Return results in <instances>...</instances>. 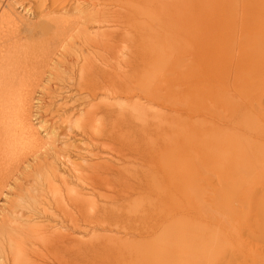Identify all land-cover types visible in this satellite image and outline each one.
<instances>
[{
  "label": "bare ground",
  "instance_id": "bare-ground-1",
  "mask_svg": "<svg viewBox=\"0 0 264 264\" xmlns=\"http://www.w3.org/2000/svg\"><path fill=\"white\" fill-rule=\"evenodd\" d=\"M6 2L0 0V193L1 178L17 173L15 161L23 148L33 156L44 149L32 121L33 93L62 47L61 37L75 30L83 51L78 60L84 64L78 73L70 71L72 86L65 92L76 89L87 101L100 102L63 124L96 150L102 144L126 149L119 157L105 156L106 164L86 168L60 160L67 169L61 174L52 167L39 190L60 194V204L66 192V201L90 231L122 229L124 237L134 238L133 246L127 238L118 244L63 247L68 257L58 252L57 264H81V259L85 264H199L193 255L209 254L222 240L213 226L226 236L236 229L228 230L239 218L244 193L264 207V0H22L19 9L36 16L34 24ZM67 5L76 6L79 17L70 19L72 8L61 9ZM82 42L95 54L89 55ZM120 48L126 52L116 51ZM103 51L112 58L98 57L96 52ZM90 157L101 158L99 152ZM121 164L138 168L128 175ZM260 174L261 181L249 178ZM73 184L88 187L91 194L73 191ZM105 188L103 197L99 191ZM144 188L146 193L136 192ZM99 197L112 204L126 199L131 203L124 211L133 216H108ZM33 228L24 231L37 234ZM75 230L87 232L77 224ZM54 237L72 239L62 232ZM11 239L12 264H21L24 248L18 238ZM227 261L228 255L219 264Z\"/></svg>",
  "mask_w": 264,
  "mask_h": 264
},
{
  "label": "rangeland",
  "instance_id": "rangeland-1",
  "mask_svg": "<svg viewBox=\"0 0 264 264\" xmlns=\"http://www.w3.org/2000/svg\"><path fill=\"white\" fill-rule=\"evenodd\" d=\"M7 1H9V2H6L5 5H7V3H11V4L13 3V6L18 9L19 14L25 18V21H27L31 24H34L37 21L36 16H29L28 13L25 12V10L22 11L19 9L18 3H20L22 0H17V1L16 0H7ZM85 6H84V8H87ZM75 7L76 6H73V5H72V7L70 5L69 6L67 5V7L61 8V9H63L64 12L65 11L68 12L67 9L72 8L71 9L72 12L70 11L69 12L70 15H68V16L70 17V19H74L76 17H79V14L73 11L74 10L73 8H75ZM63 11H61V13H63ZM103 30L107 31L106 28ZM77 31L78 30H75L73 33L68 35L69 37L68 36H65V38L61 37L62 41L59 39L60 40L59 42L61 43L62 47H60V45H59L58 47H60V48L56 52L55 56L51 57L52 59H54V61L51 62L52 68L49 67L48 72H46L45 80L42 83V86L38 90H36V92L33 93V95H34V103L33 104L34 105H33V112H32L33 113V115H32L33 120L32 121L36 125L37 129L40 130L39 132L41 134V138L44 139L43 140L44 141L43 143L45 145L43 147L44 149L34 153L37 155L33 156L32 150H30L28 147H25V149L23 148V150L20 152L23 155L17 156V157H19L20 160L18 159L19 161L18 160L15 161L16 162L15 164L20 165V166H18L17 173L14 176L11 175V176L1 178L3 180V181L2 180L1 181L3 184H5V187L2 189V191L0 193V233L1 232L3 233V234H0V244L3 243L1 247L4 250V252L2 249L0 251V253L2 252L0 254V258H1V256L3 258V260L0 259V261H2V262H0V264H12V260L14 259V256L12 254H10L14 250V245H13V247L11 246L12 242L14 244V240L11 239V236H13V238H15V239L18 238V240L21 242L22 247L24 248V254L22 255L24 258L21 256L20 263H21L22 259L25 260L29 256L28 257L29 259H27L26 262H24V260H23L24 264L25 263L32 264L33 263L32 261H34V264H38L39 261H40V264H52V262H53V264H57V262L53 259V257L55 256V258H56V254L58 252H59L58 254L61 257H63L65 260L66 256L68 257V254L66 252L67 249L68 250H71L73 248L76 249L77 247H84L85 245H93L95 247H96V245H99V246L102 245L103 246V244H105L109 241H112L113 244H118L119 241H126L127 238H130L127 240L129 246H133V244H134V238L124 237L123 230L119 229V228L117 229V228L113 227L110 230L109 229L103 230L101 228H98L95 232L90 231L91 229L88 228L87 226H85L84 225L85 222L83 220H81V216H80L81 214H79L76 211V209L73 205L70 206V203L66 201L67 197H68L66 192H63L64 194L61 193V194H63L64 201L62 204H60L59 203V200H60L59 195L60 194L57 195V194L49 192L48 190L47 191L39 190L41 185L44 184L43 182H44L47 174L49 173L48 171H52V169L54 167H57V168H59L60 173L63 174V171H65L67 169V166H63V163H61V161L69 160L72 164H75V165H80V164L82 165L83 164L82 166L80 165V167L86 168V166L94 165L95 162H96V164L97 163L106 164L107 163L106 160H108L107 159L108 157H110L111 155L114 156V158L119 157L126 150V149L118 147L117 145H114V144H112L111 146H114L115 150H111V147H108V146L106 148L105 144H102V146L99 147V150H96L94 148L93 144L89 140H86L85 137L83 138V136L81 134H79L77 132V130L74 131L75 129H73L72 127L68 128L67 123L66 124L64 123L65 125L63 124V122L67 118L68 119L70 118L68 116L72 117V114H76L77 117H75L76 118L75 120H77V118L79 117L78 115H84V113H85V112H83L84 110L87 111L86 109H88V107L90 108L92 106H95V103L98 104V102H100V100L87 101L84 98V96H80L79 93L76 92V89H72L73 91H71L70 94H69V92H67V93L65 92L67 87L72 86V82L70 83L69 80H67V77L70 76L72 74V72H74V71H75V73H78L80 67L84 64L83 61L78 60L81 57V55H83V51L79 47L78 41L75 40L76 34H74V33H77ZM89 33L91 34L90 31H89ZM82 45H83V47L85 46L84 49H86V51L88 52L89 55L95 54V51H94V53H92V49L89 48V46L86 43L82 42ZM78 47L81 49V51H79L80 49ZM116 51L126 52L125 50H123V48L117 49ZM63 52H64V54H63ZM99 52H96L98 57H99V54L107 53V54L103 55L104 58L105 59H111L112 58L109 51H106V52L103 51L104 53L103 52L99 53ZM55 60H57L60 63H58ZM61 60L63 61V64H62ZM76 60H78L79 62ZM75 61H76V63L77 62L78 63L76 64ZM70 62H71V64H70ZM53 65H54V67H53ZM50 68L54 71V73H53V71H51ZM62 70H63V72H62ZM70 71H72V72H70ZM53 74H55L57 76L53 77L54 76ZM63 74L65 77L63 76ZM65 80H67L68 82ZM45 105H46V107H45ZM42 112H43V114H42ZM73 122H76V121H73ZM69 129H71V130L69 131ZM54 130H56L55 131L56 134H54L55 133ZM57 130H58V133H57ZM68 131L71 134H68ZM54 138L56 141L55 143H54ZM105 143H107V142L105 141ZM101 148H103V149H101ZM28 149H29V151H27ZM41 151H43V153L46 154V156L44 158H46L47 163H46L45 159L41 156V154H42ZM33 152H34V150H33ZM97 152L100 153L101 158H100V160H94L93 161V158L90 156L94 153H97ZM29 154L30 155L32 154L31 155L32 157H30ZM102 154H104V155H102ZM105 156H108V157H105ZM35 157H36V159H34ZM42 158H43V160H42ZM103 159H105V160H103ZM87 163H88V165H87ZM15 164H13V166H16ZM39 164L40 165L43 164V165L40 166ZM31 165H33V166H31ZM46 166H47V170L45 169ZM41 167H43V168H41ZM119 167L121 169L129 170V173H128V175H129L132 173V171L135 170V168L136 169L138 168V165L135 167L134 164L133 165L121 164V165H119ZM38 168H41V169L38 170ZM41 170L43 173L41 172ZM70 171L71 170L68 171L69 174H71ZM31 174L32 175L35 174V175L32 176ZM69 174H68V176H69ZM66 175L67 174H65V176ZM261 176H262V174L251 175V177H249V178H253L254 180H260L261 181V178H262ZM36 177H37L38 181L39 180L42 181V182H40L41 184L38 183ZM69 177H67V178L69 179ZM70 179L73 182L75 181L72 179V177ZM37 186H38V188H37ZM72 187H73V191H76V192L81 191L84 194H87V193L91 194V191L86 186L81 187V186H77L76 184H73ZM82 189H84V190H82ZM107 190H108L107 188L101 189L99 191V193H101V195L104 197L105 194H108V192H106ZM85 191H86V193H85ZM136 192L146 193V189L145 188L139 189ZM37 193H38V195H37ZM89 194H88V196L92 198V196ZM146 195L151 196L150 194L149 195L146 194ZM35 196H36V198H35ZM44 196H45V199H44ZM95 196L98 197L97 195H94L93 198H95V199H96ZM99 198L101 201L100 200H98V201L100 204L105 206L106 212L108 213V216L111 217L112 215L119 214V213H122L120 216H123V217L133 216V215L128 214L127 212L124 211V207H126L127 205H129L131 203V202L126 201V199L120 200L119 202L112 204L111 202L110 203H103L102 198L101 197H99ZM33 201H35V202H33ZM36 201H37V203H36ZM54 201H55V203H54ZM257 202L254 201L252 203L251 194H246V193L243 194V196H242V198L238 204V207L240 208V210H239V214H237V216L239 218H237L236 221L231 222V225L229 226L228 230H232L234 227L236 229L229 236L222 234L220 229L216 225L213 226L212 229L215 231V233L218 235L219 238H222V240L219 242H216L214 244L213 249L209 254H205L202 250L201 255H198V254L193 255L195 257L200 258L199 264H219V260L220 259L224 260V257L226 255L229 256V261H227L228 262L227 264H264V207H261L262 203L260 204L259 201H257ZM38 203H40V204L38 205ZM64 204L66 205V207L64 206ZM89 204H91V203H89ZM57 209H59V210L57 211ZM65 209H66V213H65ZM67 211L69 213H67ZM44 213H46L47 215ZM56 219H58V220H56ZM24 224H26V225L30 224L29 226L31 229L33 228V226H35V224L38 225L40 229L33 228V230L38 231L39 234L38 233H37L38 235L33 234V233L29 234L33 237V239H31V237L29 239L28 237H26V235H27L26 233L28 231L26 233L24 231L29 226L27 227L25 225L26 226L25 227ZM76 224L81 225L84 229H86L87 232H79V231L75 230ZM21 226H24L25 228L23 227V229H22ZM107 226L108 225H105V227H107ZM13 227L15 228V230ZM16 227L21 228V232H22L23 236L18 235L16 233V231H17ZM59 232H62L64 235L71 234L72 239L69 240L67 238L69 241L67 239H65L64 241L61 242V241L57 240V237L53 238L54 234L59 233ZM45 233H46V235H45ZM50 234H53V235H50ZM9 235H11V236L8 237ZM29 235H27V236H29ZM33 235H35V237L36 236H38V237L35 238ZM21 236L25 239L21 240L20 239ZM44 236H46V237H44ZM48 236H49V238H48ZM30 240H31V242H29ZM2 241L6 242V243H4ZM70 243H71V245H70ZM106 245H104V246H106ZM8 246H9V248H8ZM107 246H109V245H107ZM3 247H5V249ZM63 247H67V249H65ZM57 249H58V251H57ZM10 250H11V252H10ZM5 251H7V252L5 253ZM3 253H5V254H3ZM6 255H9V256H6ZM5 258L8 260H5ZM9 258H10V260H9ZM45 258H47V260ZM28 260H30V261L32 260L31 263ZM135 260L136 261L139 260L138 256L135 257ZM79 261L81 262V264H85V260L81 259ZM35 262H37V263H35ZM132 262H133V260H132Z\"/></svg>",
  "mask_w": 264,
  "mask_h": 264
}]
</instances>
